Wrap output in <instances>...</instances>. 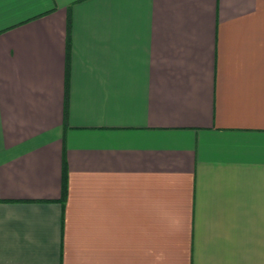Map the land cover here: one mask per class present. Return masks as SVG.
Wrapping results in <instances>:
<instances>
[{"label": "crops", "instance_id": "1", "mask_svg": "<svg viewBox=\"0 0 264 264\" xmlns=\"http://www.w3.org/2000/svg\"><path fill=\"white\" fill-rule=\"evenodd\" d=\"M0 264H264V0H0Z\"/></svg>", "mask_w": 264, "mask_h": 264}]
</instances>
